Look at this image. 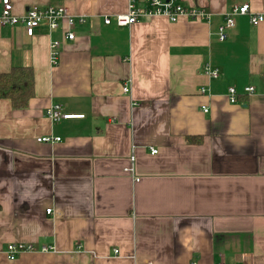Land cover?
I'll list each match as a JSON object with an SVG mask.
<instances>
[{"label": "crops", "instance_id": "crops-1", "mask_svg": "<svg viewBox=\"0 0 264 264\" xmlns=\"http://www.w3.org/2000/svg\"><path fill=\"white\" fill-rule=\"evenodd\" d=\"M10 1L16 16L66 4L92 18L73 41L45 22L31 38L0 26V75L34 82L25 108L0 100V264H264V22L234 16L217 38L233 6L264 15V0H178L208 19L128 27L113 18L130 0ZM54 105L84 118L52 122ZM132 146L139 182L124 171ZM9 244L34 251L10 262Z\"/></svg>", "mask_w": 264, "mask_h": 264}, {"label": "built area", "instance_id": "built-area-1", "mask_svg": "<svg viewBox=\"0 0 264 264\" xmlns=\"http://www.w3.org/2000/svg\"><path fill=\"white\" fill-rule=\"evenodd\" d=\"M76 1V0H74ZM139 3V4H138ZM0 26L2 27H22L25 35L28 38L33 37L34 32L40 25L45 22L47 28L50 32L57 31L62 27L63 39L65 41H73L75 36L72 32V28L76 25H82L87 21V18H92V16L84 15H73L66 4L61 5H51L44 8L41 7H31L28 8L25 13L21 16H16L13 14V8L10 0H0ZM234 16H248L250 24L254 27L264 22L263 14H253L250 12L248 4H242L239 6H233L230 9L229 14L226 15L225 22L222 26L218 28L217 38L219 42H224L226 39V31L234 26ZM164 17L170 23H175L179 18L184 17L192 21H206L209 17L208 13L198 7H184L179 4L178 0H130L128 4V9L125 14L116 15L113 18L114 23L117 27H128L133 24L138 23L144 18H155ZM104 25L111 24V18L104 16ZM58 42L54 41L50 44V60L51 64L56 66L58 64L59 52H58ZM205 74L211 79L218 78V71L211 70L209 66L205 68ZM262 80L264 82V71L262 72ZM129 92L128 85H124L122 88V93L127 94ZM255 92L253 87L244 88L242 94L246 96H251ZM204 93V90H202ZM237 91L234 88H229L227 93V99L230 104L237 103ZM203 112H207L206 109ZM47 118L52 122H58L61 120H73V119H83V115L73 116L62 114L61 109L58 105L49 107L46 110ZM38 143H58L61 140L59 138H38L36 140ZM136 147H131V152L129 156V165L125 168V172L134 178V182H139V179L135 177V151ZM158 154V151L150 148V155L154 156ZM52 210H46V214H51ZM78 247H80L78 245ZM34 249L31 246H25L23 244H9L6 246L4 256L10 262L16 260L23 253H32ZM42 253L54 252L51 247H44L41 249ZM118 254V251H115Z\"/></svg>", "mask_w": 264, "mask_h": 264}, {"label": "trees", "instance_id": "trees-1", "mask_svg": "<svg viewBox=\"0 0 264 264\" xmlns=\"http://www.w3.org/2000/svg\"><path fill=\"white\" fill-rule=\"evenodd\" d=\"M33 73L28 68H13L0 75V100H9L16 109L26 107L34 96Z\"/></svg>", "mask_w": 264, "mask_h": 264}, {"label": "rangeland", "instance_id": "rangeland-1", "mask_svg": "<svg viewBox=\"0 0 264 264\" xmlns=\"http://www.w3.org/2000/svg\"><path fill=\"white\" fill-rule=\"evenodd\" d=\"M125 170V169H124ZM128 174V173H127Z\"/></svg>", "mask_w": 264, "mask_h": 264}]
</instances>
